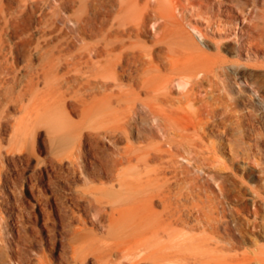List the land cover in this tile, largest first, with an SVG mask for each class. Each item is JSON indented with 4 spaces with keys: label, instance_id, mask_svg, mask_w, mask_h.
Returning a JSON list of instances; mask_svg holds the SVG:
<instances>
[{
    "label": "bare ground",
    "instance_id": "6f19581e",
    "mask_svg": "<svg viewBox=\"0 0 264 264\" xmlns=\"http://www.w3.org/2000/svg\"><path fill=\"white\" fill-rule=\"evenodd\" d=\"M107 1L73 24L78 48L70 78L77 84L73 95L60 93L62 122L52 132L90 139L95 155L101 140L111 143V154L99 159L109 184L79 197L105 234L83 226L61 247L52 240L55 253L68 264H248L245 252L236 253L244 239L234 213L242 207L229 197L240 155L235 127L240 142L258 140L249 114L237 113L238 99L249 101L257 91L241 73L247 64L207 51V28L219 14L227 25L239 22L236 53L251 59L264 50V18L238 0ZM86 25L92 43L85 42ZM79 110L87 127L70 118ZM132 134L141 140L133 142ZM226 147L229 158L221 160ZM4 223L0 264H31L37 240L3 237ZM34 259L53 263L44 252Z\"/></svg>",
    "mask_w": 264,
    "mask_h": 264
},
{
    "label": "rangeland",
    "instance_id": "374dc122",
    "mask_svg": "<svg viewBox=\"0 0 264 264\" xmlns=\"http://www.w3.org/2000/svg\"><path fill=\"white\" fill-rule=\"evenodd\" d=\"M98 1L0 0V165L3 166H0V227L3 222L4 226L7 223V229L1 228L2 236L7 234L3 237L18 235L37 240L29 248L31 264H36L34 258L42 252L51 257L52 264H68L55 253L52 242L60 243L58 247H61L64 238L83 226L93 228L98 236L105 234L104 227H93L95 215L79 197L94 187L109 184L100 161L111 154V143L101 140L95 155L93 143L84 136H52L62 122L58 115L60 95L63 92L67 97L73 95L77 84L71 79L75 75L72 64L78 48L73 24L79 16L94 13L95 8L101 11L108 2ZM238 1L242 6H257L256 17L264 18V0H244L245 4L243 0ZM224 20L226 17L219 14L212 20V28H207V51L229 62L247 64H242L241 73L253 84L257 94L249 101L239 98L237 113L249 114L248 122L255 126L258 140L254 142L253 137L247 136L245 142L256 145L244 149L246 143L240 142L242 133L235 127L240 155L235 158L232 171L235 178L230 171L226 176L234 178V185H229V202L242 207L234 213V218L244 241L237 244V252L220 253L245 252L248 264H264V50L254 53L251 59L245 52L237 54L234 39L240 24L235 27ZM88 29L86 25L84 37L90 43L93 38ZM199 42L204 46L203 41ZM76 112L70 113L72 121L87 127L90 121L80 110ZM131 136L133 142L141 140L136 134ZM228 158L226 147L220 159ZM4 243L7 246L4 250H8V243ZM2 264L20 262L8 258Z\"/></svg>",
    "mask_w": 264,
    "mask_h": 264
}]
</instances>
